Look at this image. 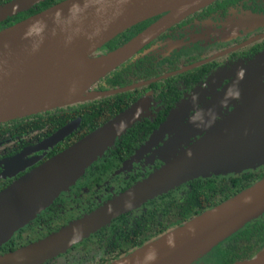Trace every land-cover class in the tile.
<instances>
[{"label": "water", "instance_id": "95a60500", "mask_svg": "<svg viewBox=\"0 0 264 264\" xmlns=\"http://www.w3.org/2000/svg\"><path fill=\"white\" fill-rule=\"evenodd\" d=\"M43 1L14 0L1 5L0 22ZM215 1L65 0L1 30L0 123L124 93L155 81L92 90L164 31ZM160 15L164 16L122 46L101 51L126 30ZM257 62L261 63L257 71L245 70L211 102L201 103L202 109L195 116L201 125H182L201 95H189L177 104L137 154L148 153L167 139L155 152L161 163L158 168L58 231L1 256L0 264H46L121 215L183 184L211 174L254 170L264 161V84L260 82L264 76H257L264 74V58L253 63ZM81 66L89 70L81 82L59 90L52 88L56 80ZM149 103L148 97H141L0 192V244L67 191L131 126L148 117ZM229 106L232 111L215 123L216 114L226 112ZM208 114L215 115L205 117ZM79 123L76 119L65 125L44 145L62 141ZM201 132L202 137L189 143ZM263 215L264 178L111 264H193ZM235 264H264V245L250 260Z\"/></svg>", "mask_w": 264, "mask_h": 264}, {"label": "flooded vegetation", "instance_id": "af4514ba", "mask_svg": "<svg viewBox=\"0 0 264 264\" xmlns=\"http://www.w3.org/2000/svg\"><path fill=\"white\" fill-rule=\"evenodd\" d=\"M55 1L54 5H57L65 0ZM2 3L4 0H0V5ZM243 14L264 17V0L215 1L171 26L129 59L128 63L118 71L127 81L131 82L129 86L155 80L147 85L134 88V90L143 88L141 97L149 98L151 116L141 120L130 134L126 133L119 144L112 149L114 151L103 159L104 161L97 163V168L91 172L87 170L67 191L60 193L42 213L0 244V257L38 241L82 215L90 213L158 168L161 163L155 152L164 145L167 139L148 153L139 157L137 154L148 140V137H145L149 131L158 127L169 116L166 110L170 104L176 106L189 95H201L202 97L198 96V102L193 110L187 113L182 121V125L193 122L197 126L201 125V119L195 117L202 109L201 103L211 102L231 82L237 78L240 79L245 70L251 68L250 72L257 71L261 63L253 62L260 57L264 58V28L257 30L254 34L231 37L228 40H222L216 36V32L222 30L223 24L238 19ZM163 16L160 15L144 22L152 21L150 23L152 25ZM101 51L104 49L101 48ZM148 71H151L152 75L145 81H138L132 77L134 73L146 76L144 74ZM250 72L244 75V78L250 76ZM262 75L257 76L261 79ZM170 79L172 81L168 82ZM261 82L264 84V77ZM98 84L99 82L93 86L92 90H97ZM212 89L214 91L211 92ZM233 101H236V98ZM232 109L229 106L226 112L216 114L214 122L222 121ZM54 112V110L47 111L0 123V192L64 150L62 145L69 141L73 132L54 145H44L57 132L53 131V118H50ZM214 115L208 114L205 117H214ZM21 122L25 125L14 126ZM149 126L151 129L147 130ZM203 135L202 132L195 135L189 143ZM246 174H251L254 178L264 176V163L255 166L254 170L211 174L208 178H198L183 184L169 191L165 197L158 196L140 208L121 215L109 226L92 234L46 264H111L119 261L163 235L148 238L147 226L150 225L151 220L160 222L167 216L166 212L171 211L172 202L170 201L181 203L183 199H188L190 193L200 192L206 194L210 201L217 202L222 199L223 193L229 186H232V183L243 179ZM231 190H235V185L231 187ZM195 213L196 208L186 205L183 212L185 221ZM169 223L168 219L165 225H157L153 229L154 234L164 231ZM183 224L184 222L179 227ZM138 230L139 234L136 236ZM219 246L213 248L196 264H221L226 254L220 251Z\"/></svg>", "mask_w": 264, "mask_h": 264}, {"label": "trees", "instance_id": "16d2710c", "mask_svg": "<svg viewBox=\"0 0 264 264\" xmlns=\"http://www.w3.org/2000/svg\"><path fill=\"white\" fill-rule=\"evenodd\" d=\"M9 2H12V1L4 0V3H2L1 5L7 4ZM55 3H56L55 0H45L25 12H22L14 17H11L3 22H0V31L22 20H25L41 11H44L45 9L54 5ZM151 22L152 21L143 22L141 24H138L132 27L130 30L125 31L124 33L115 37L113 40H111L109 43H107L102 48L104 49V51H112V50L117 49L118 47L122 46L123 44L131 40L133 37L138 35L140 32L145 30L146 27L149 26ZM127 63L128 62H125L123 65H126ZM123 65H121L115 71L107 75L104 78V80H100L97 90L98 91H108V90H114L117 88L128 87L131 84V82L127 81V79H125L124 76H122L118 72L119 69ZM150 72L151 71L146 72L144 74L146 76H143L141 73H139V75L134 73L132 74V77L136 78V80L138 81H145L151 77L152 74ZM169 81H172V79L168 80V82ZM142 92H143V88L135 89V90L133 89V90H130L124 93H119V94L104 97L101 99H96L94 101H88V102H84L81 104H76V105L67 106L64 108L55 109L53 116L50 117V118H53L52 125H53V131L55 130L54 132L60 130V128H63L68 122L75 120V119H80V123L77 129L73 132V134L70 135L68 139L69 141H66L62 145V149H66L67 147L71 146L72 144L82 139L84 136L91 133L92 131L102 126L107 121L111 120L114 116H116L117 114H119L120 112L128 108L131 104H133L135 101L141 98ZM176 106L170 104L168 106V109L166 110V113L167 114L170 113L173 109L176 108ZM151 114H152V109H151V106L149 105V116L144 119H148L151 116ZM140 121H138L133 126H131L125 132V134L126 133L130 134L131 131L135 128V126ZM163 122H161L158 125V127ZM21 125H25L24 122L17 123L14 126H21ZM158 127L151 129V126H149L147 130H150V129L151 130L149 131V133L147 134L145 138L147 137L149 138L150 135L156 129H158ZM124 135H122L118 140H116L113 146H111L103 154V156L99 158L95 163H93L87 170L91 172L92 170L97 168L98 166L97 163L99 161L101 162L111 152L114 151L112 149L115 148L119 144L121 139H123ZM263 178L264 176L254 178L251 174H246L243 179L235 181V183H232V186L235 185V190H231L232 186H229L227 191L223 193L222 199L217 202L210 201V199H208L206 194H201L200 192H199L200 194L190 193L188 196V199H183L181 203L170 201L172 202L171 211H169L171 213L166 212L167 216H165L163 220L160 222H152L151 220L150 225L147 226V237L155 238L162 234L165 235L173 231L175 228L177 229L181 223L184 222L185 224V222H188L189 220L202 214L203 212L222 204L223 202L241 193L245 189L251 187L253 184L262 180ZM161 196L165 197V194ZM186 205H188L191 208H196V213L189 216L187 218V221H185L184 214H183L184 208L186 207ZM168 219L170 220V223L165 226L164 231L158 234H154L155 232L153 231V229L157 225H162V226L165 225L168 222ZM138 234H139V230L136 236ZM134 245L136 246L135 242H134ZM263 245H264V220L263 221L260 220L255 223L248 224L241 231H239L237 234L227 239L221 246H219L220 251L225 252L226 254L225 260L221 264H235L237 262H243V261L250 260L261 250Z\"/></svg>", "mask_w": 264, "mask_h": 264}, {"label": "rangeland", "instance_id": "374dc122", "mask_svg": "<svg viewBox=\"0 0 264 264\" xmlns=\"http://www.w3.org/2000/svg\"><path fill=\"white\" fill-rule=\"evenodd\" d=\"M263 28H264V17L243 14L240 18L232 20V21H228V23L226 22L225 24H223L222 30H218L216 32V36L220 37L222 40H228L231 37H237V36H240V35L241 36H247V35L254 34L255 32H257V30L263 29ZM262 76H264V74ZM262 149L264 150V146H263ZM262 163H264V161ZM260 220H262V221L264 220V215L259 220L253 221V222H251L249 224L255 223V222L260 221ZM241 230H239V231H241ZM237 233H235V234H237ZM235 234H233V235H235ZM232 236H230V237H232ZM221 244L222 243L218 244L217 246H219ZM207 254H208V252H207ZM207 254L203 255L202 257L206 256ZM202 257H200L199 259L195 260L193 264L199 263L200 262L199 260ZM51 261H53V260H51ZM51 261H49V262H51Z\"/></svg>", "mask_w": 264, "mask_h": 264}, {"label": "bare ground", "instance_id": "6f19581e", "mask_svg": "<svg viewBox=\"0 0 264 264\" xmlns=\"http://www.w3.org/2000/svg\"><path fill=\"white\" fill-rule=\"evenodd\" d=\"M88 73H89L88 68L86 66H81L78 69L71 71L65 74L60 79L56 80L52 88L54 90H59L77 84L81 82L82 79L88 75Z\"/></svg>", "mask_w": 264, "mask_h": 264}, {"label": "crops", "instance_id": "0c3cea01", "mask_svg": "<svg viewBox=\"0 0 264 264\" xmlns=\"http://www.w3.org/2000/svg\"><path fill=\"white\" fill-rule=\"evenodd\" d=\"M227 239H228V238H227ZM140 249H141V248H140ZM138 250H139V249H138ZM136 251H137V250H136ZM134 252H135V251H134ZM132 253H133V252H132ZM132 253H131V254H132ZM128 256H129V255H128ZM125 258H126V257H125ZM123 259H124V258H123Z\"/></svg>", "mask_w": 264, "mask_h": 264}]
</instances>
